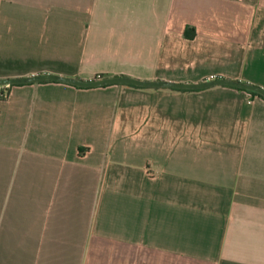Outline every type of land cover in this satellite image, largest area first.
Wrapping results in <instances>:
<instances>
[{
	"label": "crops",
	"instance_id": "0c3cea01",
	"mask_svg": "<svg viewBox=\"0 0 264 264\" xmlns=\"http://www.w3.org/2000/svg\"><path fill=\"white\" fill-rule=\"evenodd\" d=\"M43 71L264 86V0H0V76ZM0 264H264V96L9 86Z\"/></svg>",
	"mask_w": 264,
	"mask_h": 264
},
{
	"label": "water",
	"instance_id": "95a60500",
	"mask_svg": "<svg viewBox=\"0 0 264 264\" xmlns=\"http://www.w3.org/2000/svg\"><path fill=\"white\" fill-rule=\"evenodd\" d=\"M46 80H56L67 82L78 86L91 87L110 84H133L147 87H173L182 89H200L214 85H230L252 91L264 96V86L247 80L231 78L227 76H216L197 81H179L164 78H142L129 74H115L96 76L94 78H83L75 75H67L50 71H43L22 76H0V85H10L17 83H31Z\"/></svg>",
	"mask_w": 264,
	"mask_h": 264
},
{
	"label": "built area",
	"instance_id": "2783aa9c",
	"mask_svg": "<svg viewBox=\"0 0 264 264\" xmlns=\"http://www.w3.org/2000/svg\"><path fill=\"white\" fill-rule=\"evenodd\" d=\"M7 85H0V96H7L9 91L6 89Z\"/></svg>",
	"mask_w": 264,
	"mask_h": 264
},
{
	"label": "trees",
	"instance_id": "16d2710c",
	"mask_svg": "<svg viewBox=\"0 0 264 264\" xmlns=\"http://www.w3.org/2000/svg\"><path fill=\"white\" fill-rule=\"evenodd\" d=\"M186 34L187 35H194L195 34V28H194V31L192 32V33H187V31H186ZM11 85H13V84H10V85H7L6 86V89L9 91V86H11ZM133 85V84H132ZM134 86H138V85H134ZM178 89H182V88H178ZM183 90H186V89H183ZM249 91H251L252 93H254V94H259V93H257L256 91H252V90H249ZM261 95V94H260ZM263 96V95H262ZM4 97V96H3Z\"/></svg>",
	"mask_w": 264,
	"mask_h": 264
}]
</instances>
